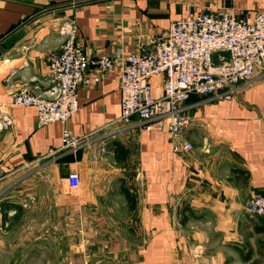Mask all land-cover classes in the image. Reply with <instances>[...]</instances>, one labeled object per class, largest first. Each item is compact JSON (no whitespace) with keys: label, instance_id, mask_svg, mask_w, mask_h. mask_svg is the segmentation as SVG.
Listing matches in <instances>:
<instances>
[{"label":"crops","instance_id":"0c3cea01","mask_svg":"<svg viewBox=\"0 0 264 264\" xmlns=\"http://www.w3.org/2000/svg\"><path fill=\"white\" fill-rule=\"evenodd\" d=\"M210 8L251 20L264 11V0H0V39L44 11L0 44V109L11 116L0 131V241L7 211L19 208L18 200L5 201L25 180L53 172L66 186L75 171L81 215L115 211L113 196L127 213L122 180L136 188L144 242L128 264H264V219L246 211L251 198L264 196V70L229 100L191 95L183 139L193 149L177 154L166 133L144 129L137 117L115 138L99 135L76 151H60L65 130L85 136L119 118L120 64L103 81L79 87L80 108L66 124L40 127L34 107L11 106V94L24 84L37 93L47 89V58L60 51L64 24L76 26L89 56L116 55L120 62L176 19ZM152 85L159 96L162 76ZM120 221L124 235L135 238L131 220Z\"/></svg>","mask_w":264,"mask_h":264},{"label":"built area","instance_id":"2783aa9c","mask_svg":"<svg viewBox=\"0 0 264 264\" xmlns=\"http://www.w3.org/2000/svg\"><path fill=\"white\" fill-rule=\"evenodd\" d=\"M65 36L59 52L47 58V89L37 93L29 84L11 94V106L34 107L40 127L66 124L79 110L78 89L101 82L121 66V114L112 124L85 136L65 130L60 151H76L95 137L115 138L116 129L130 126L137 117L148 131L169 136L175 154L191 152L183 139L190 119L185 103L191 95L231 99L242 84L264 70V11L253 19L237 16L229 9L210 8L196 16L176 19L146 48L118 62V56H89L77 41V28L64 24ZM162 76L159 96L153 95L152 80ZM11 125V116L0 109V131ZM113 125V126H112ZM107 147H102L106 152ZM58 151H51L55 153ZM73 194L80 189V176L72 171L66 178ZM252 217L264 219V196L251 198L246 206Z\"/></svg>","mask_w":264,"mask_h":264},{"label":"rangeland","instance_id":"374dc122","mask_svg":"<svg viewBox=\"0 0 264 264\" xmlns=\"http://www.w3.org/2000/svg\"><path fill=\"white\" fill-rule=\"evenodd\" d=\"M127 172L130 175L133 168ZM25 182L17 195L5 201L18 200L19 208L7 211L0 264H128L144 242L137 209L127 213L118 209L117 196L112 197L115 211L81 215L78 192L67 190L56 173H41ZM127 218L132 239L118 227ZM117 239L124 241L117 243Z\"/></svg>","mask_w":264,"mask_h":264},{"label":"trees","instance_id":"16d2710c","mask_svg":"<svg viewBox=\"0 0 264 264\" xmlns=\"http://www.w3.org/2000/svg\"><path fill=\"white\" fill-rule=\"evenodd\" d=\"M114 146L115 148H118L120 146V143L114 142ZM121 192L127 201V205L130 211H135L138 203V193L136 188L126 180H122Z\"/></svg>","mask_w":264,"mask_h":264},{"label":"water","instance_id":"95a60500","mask_svg":"<svg viewBox=\"0 0 264 264\" xmlns=\"http://www.w3.org/2000/svg\"><path fill=\"white\" fill-rule=\"evenodd\" d=\"M79 4V3H78ZM78 4H74V5H78ZM68 6H72V4L68 5ZM67 5L65 6H60V7H55L53 8V10H59V9H63L68 7ZM49 11V10H46ZM44 11L41 13L36 14L34 17L28 19L27 21H25L24 23H22L21 25H19L18 27H16L14 30H12L10 33H8L6 36H4L3 38L0 39V44L3 43L5 40H7L9 37H11L13 34H15L17 31H19L23 26H25L26 24H28L31 20H33L35 17H37L38 15L43 14Z\"/></svg>","mask_w":264,"mask_h":264}]
</instances>
